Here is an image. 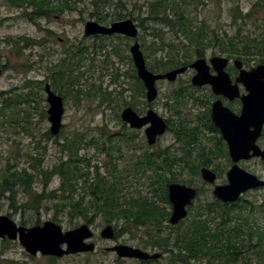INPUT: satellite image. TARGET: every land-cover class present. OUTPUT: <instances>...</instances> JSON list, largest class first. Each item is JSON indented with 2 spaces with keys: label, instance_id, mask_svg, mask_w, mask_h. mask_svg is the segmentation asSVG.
<instances>
[{
  "label": "trees",
  "instance_id": "trees-1",
  "mask_svg": "<svg viewBox=\"0 0 264 264\" xmlns=\"http://www.w3.org/2000/svg\"><path fill=\"white\" fill-rule=\"evenodd\" d=\"M6 1L20 12V17L31 22L62 15L66 11L82 12L85 7H91L93 11L90 17L101 24L109 25L127 18L124 12L117 10L124 9L132 0H89L88 3L81 0ZM191 1H148L146 19L174 32L169 41L161 34V28L154 29L152 41L144 36L140 37L146 60L153 55L152 62L147 60L151 71L165 73L189 65L195 59L205 58L211 50H217L230 60L240 59L246 67L264 64V14L260 15L264 13V0H258L246 13L239 6L232 9L231 18L235 32L231 36L222 34L208 18L194 12L198 5L193 6ZM113 8L116 9L115 13H110L109 10ZM139 27H143V23ZM119 39L130 41L124 37ZM20 40L25 43L24 48L43 46V42L30 38L22 37ZM129 46V43H125L126 48ZM108 47L112 48L118 58L125 51L114 44L100 45L102 50ZM86 53V48L70 44L64 50L68 58H62L61 64L52 71L51 86L64 100L72 94V85L78 81L77 75L74 76L76 64L73 61L78 58L77 63L82 62ZM128 58L132 71L125 73V76L135 79L138 95L144 97V84L137 76L131 55ZM228 71L231 76L238 73L234 66H230ZM116 77H119V73ZM45 82L47 81L27 80L23 86L17 88V92L0 91V116L31 133L30 115L24 107L30 106L36 100L38 90H44ZM195 90L197 89L190 81H187L174 87L164 102L167 108L180 117L177 123H171L170 119L167 121L168 131L173 133L178 146L171 145L151 151L149 147L144 149V143L139 142L140 154L136 161L132 166L122 169L117 164L123 156L122 148L135 154L137 135L122 130L120 133H104L103 137L97 140L94 137L88 141L85 135L75 132L71 136L65 135L63 142L59 143L62 156L67 159L61 157L60 162L51 168L41 166L45 161L42 154H39V158L34 157L35 155L29 156L31 160L38 162L37 166L32 164L30 167L14 169L8 163L6 167H0V199L10 200L15 211L20 208L34 210L38 214L43 204L53 202L56 212L63 207L69 210L71 218L83 217L88 224H91V216L102 217L107 224H114L118 233L116 237L130 233L136 238V247L143 250L148 247L159 249L169 255V264H264V226L259 222L264 221V199L260 202L241 197L236 203H223L214 197L203 201L200 199L202 189H199L197 204L190 208L188 218L178 226L168 224L172 209L168 198L170 183L194 186L192 180L200 177L202 167L213 168L219 177L225 172L219 160H225L226 167L232 164L227 144L212 121L209 102L206 110L196 118L183 116V110L189 101L192 100L194 105L203 103L194 96ZM109 94L106 91L101 92V89H98V94L93 93L94 96L101 95L103 98ZM211 97L214 98V95ZM234 105L229 103L231 108ZM123 106L137 109L135 104L128 102ZM22 113H25L24 117ZM42 115L47 116L45 111ZM118 118L120 120L119 115ZM120 122L122 123L121 120ZM62 133L63 129L59 136ZM44 136L48 140L56 141L59 137H54L50 131ZM204 137H208L209 142H205ZM88 146L96 148L99 156H110L111 168L106 161L102 166L99 162L91 165L90 160L80 154ZM101 169L107 170L108 174L103 175ZM185 175L192 179H184ZM55 177H59L61 183L56 189L49 190V184ZM142 179L144 183L140 189ZM136 182L139 183L138 186ZM20 194L25 197V201H21L18 207L16 203ZM8 216L11 217V214ZM53 220L57 221L55 217ZM40 223L38 218L37 224ZM25 224L24 221L21 222V225Z\"/></svg>",
  "mask_w": 264,
  "mask_h": 264
},
{
  "label": "rangeland",
  "instance_id": "rangeland-1",
  "mask_svg": "<svg viewBox=\"0 0 264 264\" xmlns=\"http://www.w3.org/2000/svg\"><path fill=\"white\" fill-rule=\"evenodd\" d=\"M81 1L88 3L89 0ZM148 1L132 0L126 4L124 9L117 11L124 12L127 15L126 19L134 18L138 26L143 23V27H139L140 33L138 40L140 44L141 36L147 38L148 41H152L153 34L155 33L154 29L158 30L159 28L162 29L161 34L169 41L174 35L171 29L153 23L148 18L146 19ZM257 1L192 0L191 2L193 6L198 5L194 9V12L198 13L201 17L208 18L211 23L220 29L222 34L231 36L235 32L231 18L232 9L239 6L241 11L246 13ZM84 10L82 12L79 10L73 12L66 11L62 15L41 18L35 22H31L20 17V12L13 8L6 0H0V63L3 62L8 65L4 73L0 74V91L13 90L17 92V88L23 86L27 80H40L51 83L52 71H55L56 66L58 67L61 64L62 58L67 57L64 54L67 46L75 44L88 50L82 62L77 63L78 58L73 61L76 64L74 76L77 75L78 81L73 83L72 94H69L65 99L62 136H59L57 141L55 139L48 140L44 136L50 129L48 116L44 117L42 115L43 111L46 113L48 108L46 102L47 96L44 90H38L36 100L32 101L30 106L25 105L24 107L28 109L30 115L31 133L25 131L18 124H11L3 116H0V167H6L8 163L14 169L30 167L32 164L37 166L38 162L36 163L34 160H31L29 156L35 155L34 157L39 158V154H42L45 157V161L41 166L51 168L55 163L60 162L61 157H64L62 156L63 153L61 152L59 143L63 142L65 135L71 136L75 132L85 135L86 140L89 141L94 137H96V140L99 137H103L104 133H120L122 130H128L131 135L137 134L136 148H139L138 143L140 141L145 139L146 142L144 130H135L133 132L127 125L124 126L120 122L121 118L120 120L118 118V115L120 116L122 110L125 108L123 106L124 102L135 101L134 104L139 111L137 112L140 114H146L147 110L152 108L165 119L171 118L176 123L179 121L180 117L175 115L173 110L167 108L164 102L167 101L166 96L174 87L191 81L194 72H187L181 77L182 80H177L174 83L159 81L157 83L159 97L152 104V107H148L146 98H141L137 94L138 85L135 79L125 76V72L130 73L132 71L128 55H130L129 48L134 41L122 40L118 36L108 40L99 37H86L84 35V26L87 21H95V19L90 17V13L93 11L91 7L89 9L85 7ZM115 11L116 9L114 8L109 10L110 13H115ZM262 14L264 13L260 15ZM22 37L43 42V46L36 45L24 48L25 43L20 40ZM102 43H106L108 46H112L113 44L118 45L120 49H125V51L122 53L121 58H118L113 53L111 47L104 48L103 50L100 49ZM125 43H129L130 46L126 48ZM214 53L215 55H221L217 50H211L207 53L206 58L209 59L215 56ZM147 60L152 62L153 55ZM232 62L233 60H231L230 66H232ZM252 67H255V65H252ZM252 67L246 68L250 69ZM118 73L120 75L116 77ZM236 76L237 74L234 75V77ZM43 87H45V83ZM32 88L35 90V87ZM98 89H101V92L106 91L107 95L109 92H112V94L106 96L107 98H103L101 96L102 94L94 96V92L98 94ZM126 89L128 90L124 91L123 95H120V92ZM133 90L136 91V95ZM193 93L203 103L201 105H194L192 100L188 102L187 107L183 110V116L189 119L196 118L206 110L208 102L212 104L215 100L211 97L213 94L209 87L198 88ZM239 108V104H236V110L234 111L238 112ZM22 116L24 117L25 113H22ZM207 135L211 137V134L207 133ZM203 140L209 142L208 137H204ZM145 144L147 146V143ZM259 144L264 148V138L259 141ZM171 145L178 146L173 133L167 132L153 146L152 151L161 148L165 149ZM137 152L140 151L137 149ZM122 153V159L117 161V164L122 169L128 165L132 166L138 157L136 154L135 156H131L127 148H122ZM80 154L86 156L90 160L91 165H96L99 162L98 164L102 166L103 162L106 161L111 168L109 157L105 154L101 156L97 155V149L93 146L85 147ZM64 158L67 159L66 157ZM219 162L222 165V169H225V172L218 177L217 184L225 185L228 183L227 172L232 164L226 167L225 160H219ZM239 166L257 175L259 178L264 179V164L262 160L253 159L250 161H241ZM211 169L213 170V168ZM101 173L105 175L107 174V170L101 169ZM184 179L188 180L192 178L185 175ZM192 181L194 183L193 187L202 189V194L200 195L201 200L206 201L214 198V187L205 183L201 176L195 177ZM60 183L61 180L59 177L53 178L49 184V190L56 189ZM142 183H144V179L140 182V189ZM135 184L136 186L139 185L137 182ZM243 197L247 200H259L261 202L264 199V189L249 191ZM21 201H25V197L22 194L19 196L18 203H16L18 207H20ZM62 208L56 212L53 208V202H49L43 204V208L39 214L34 210H23L20 208L18 211H15L10 200L6 198L0 199V215L8 216L11 214L10 218L18 225H21V222L24 221L26 224L23 226L31 227L41 225L47 220H52L60 225L64 231H68L82 224H87L83 217L71 218L69 210ZM54 217L57 221L53 220ZM38 218H40V224H37ZM259 222L264 226V221ZM91 223H94L92 226L91 224L89 225L94 232L92 242L97 246L95 252L67 255L62 258H55L52 261L50 257L40 254L34 257L30 256L19 241L2 240L0 238V264H138L135 260L121 259L114 252L106 251V248L118 244H127L136 247V238L130 233H126L114 240L103 239L101 237V231L108 224L99 216L91 218ZM112 225L114 226V224ZM159 264H169V256L162 258Z\"/></svg>",
  "mask_w": 264,
  "mask_h": 264
},
{
  "label": "water",
  "instance_id": "water-1",
  "mask_svg": "<svg viewBox=\"0 0 264 264\" xmlns=\"http://www.w3.org/2000/svg\"><path fill=\"white\" fill-rule=\"evenodd\" d=\"M121 35L136 40L139 28L132 19L115 21L109 26L97 21H87L84 27L86 37ZM130 53L137 70L138 77L146 88L148 103H153L159 96L157 82H175L179 76L189 69L195 71L192 85L196 87L210 86L216 96L227 100L241 102V111L235 113L226 106L222 99L213 102L211 108L212 121L219 129L222 138L228 145L232 166L227 172L228 183L217 184L218 176L208 167H202L200 174L204 182L213 185V195L223 203H235L248 191L264 188V179L252 174L239 166L241 161H250L259 158L264 164V148L259 140L264 130V64L246 69L241 60H235L234 65L239 74L233 80L227 72L230 60L223 56H213L210 60L199 58L190 65L172 69L165 73H155L147 67L144 53L139 41L130 47ZM214 70L213 74L211 70ZM1 70V69H0ZM241 86L245 92H241ZM48 103V121L50 133L53 136L60 134L63 128L65 104L62 96L55 93L50 84L45 86ZM122 120L132 129H145L148 144L155 145L159 137L168 129V123L155 110L149 109L146 115H139L132 107L122 111ZM168 197L172 206L169 224L177 226L189 215L191 207L198 197V189L181 183L168 185ZM94 232L88 224L64 231L52 220L41 225L31 227L18 225L9 216L0 215V238L2 240L19 241L25 251L31 256L62 258L67 255L79 253H92L96 251V244L92 242ZM101 237L107 240L116 238L115 229L107 225L101 231ZM112 251L120 258L139 260H158L161 253L151 254L140 248L127 244H119L106 249Z\"/></svg>",
  "mask_w": 264,
  "mask_h": 264
},
{
  "label": "flooded vegetation",
  "instance_id": "flooded-vegetation-1",
  "mask_svg": "<svg viewBox=\"0 0 264 264\" xmlns=\"http://www.w3.org/2000/svg\"><path fill=\"white\" fill-rule=\"evenodd\" d=\"M117 37V35H112V36H105L104 37V39L105 40H108V39H111V38H113V37ZM38 46H40V45H38ZM8 67V65L7 64H5V63H3V62H1L0 63V74L1 73H4V70H6V68ZM229 67H230V64H229V66H228V68H227V70L229 69ZM189 71H192V72H194V74H195V71L193 70V69H190V70H188L187 72H189ZM125 73H129V72H125ZM212 73L214 74L215 72L212 70ZM238 74H239V72L237 73V76H238ZM120 75V74H119ZM236 76V77H237ZM193 77V76H192ZM233 79H235L236 77H234V76H231ZM51 79V78H50ZM37 82H40V80H36ZM42 82V81H41ZM47 84H50L51 85V83H49V82H45V86L47 85ZM190 84L192 85V78H191V81H190ZM193 86V85H192ZM52 87V86H51ZM204 87H209L210 89H211V87L210 86H204ZM45 88V87H44ZM53 89V88H52ZM132 89V88H131ZM196 89H198V88H196ZM128 89H126V90H123V91H121L120 92V95H123L124 94V91H127ZM244 91V88L243 87H241V92H243ZM134 91V94L136 95V91L135 90H133ZM211 92H212V89H211ZM213 93V92H212ZM58 94V93H57ZM137 94H138V91H137ZM213 95H214V101H216L217 99H222L223 100V102H224V104L226 105V106H228V107H230L229 106V103H234L235 105L236 104H239V101H234V102H231V101H229V100H227L226 98H224V97H222V96H216L214 93H213ZM139 96V95H138ZM139 97H141V96H139ZM141 98H146V101H147V97H146V93H145V96L144 97H141ZM64 99V98H63ZM213 101V102H214ZM213 102H212V104H213ZM125 103V102H124ZM128 103H132V104H134L135 103V101H130V102H128ZM148 103V102H147ZM212 104H210V106H211V108H212ZM241 104V103H240ZM239 104V107H241V105ZM235 105H234V107H233V111L234 110H236L235 109ZM136 106V105H135ZM147 106L148 107H152V104H147ZM127 107H131V106H126L125 108H127ZM124 108V109H125ZM133 108V107H132ZM123 109V110H124ZM149 109H151V108H149ZM148 109V110H149ZM122 110V111H123ZM135 111H138V109H134ZM148 110H147V112H148ZM139 112V111H138ZM137 112V113H138ZM147 112H146V114H147ZM237 114H239L240 113V108H239V110H238V112H236ZM121 114H122V112H121ZM121 114H120V118H121ZM139 115H146V114H140V113H138ZM170 120H171V123L173 122L172 121V119L171 118H169ZM121 120H122V118H121ZM166 121H168V119H166ZM122 123L126 126L127 124L125 123V122H123L122 121ZM168 123V122H167ZM130 129H132L129 125H127ZM168 126H169V124H168ZM129 129V130H130ZM145 129H146V127L145 128H143V130H144V135H145V138H146V142H145V139H143L142 141H140V142H142V143H144L143 144V148L145 149V148H150V150L152 151V149H153V146H155L157 143H158V141H159V139L161 138H158V140H157V143L155 144V145H149L148 144V140H147V136H146V133H145ZM135 130H142V129H132L131 131H133V132H135ZM127 132H128V130H127ZM169 132V131H168ZM116 133H119V132H116ZM130 133V132H129ZM131 134V133H130ZM135 135H137V134H135ZM135 142H136V138H135ZM145 143H147V146H146V144ZM136 144V143H135ZM137 149H138V147H137ZM155 151V150H154ZM136 154V156H138L139 154H140V152H137V153H135ZM135 154H131V156H135ZM109 157V159H110V156H108ZM107 174H108V171H107ZM94 216H91V218H93ZM91 218L89 219V222H91ZM92 224H94V223H91V226H92ZM145 251H148V252H150L151 254H154V253H157V252H161L162 253V255H163V257H161V259L162 258H164V257H166V256H169L168 254H166V253H163L162 251H160L159 249H157V248H149L148 247V249L147 250H145ZM126 259H128V258H126ZM161 259H159V260H151V259H148V260H139V259H131V260H135L138 264H159V262L161 261ZM120 264V263H119Z\"/></svg>",
  "mask_w": 264,
  "mask_h": 264
},
{
  "label": "bare ground",
  "instance_id": "bare-ground-1",
  "mask_svg": "<svg viewBox=\"0 0 264 264\" xmlns=\"http://www.w3.org/2000/svg\"><path fill=\"white\" fill-rule=\"evenodd\" d=\"M129 203V202H128ZM125 204V203H124ZM166 209V208H165ZM195 211V210H194ZM169 217V216H168ZM150 223V222H149ZM185 223V222H184ZM187 223V222H186ZM181 225V224H180ZM187 228V227H186ZM157 230V229H156ZM118 234V233H117ZM171 241V240H170Z\"/></svg>",
  "mask_w": 264,
  "mask_h": 264
}]
</instances>
